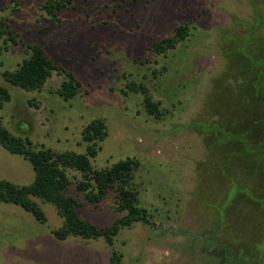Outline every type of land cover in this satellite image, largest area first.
I'll return each instance as SVG.
<instances>
[{
  "label": "rangeland",
  "instance_id": "1",
  "mask_svg": "<svg viewBox=\"0 0 264 264\" xmlns=\"http://www.w3.org/2000/svg\"><path fill=\"white\" fill-rule=\"evenodd\" d=\"M44 1L0 0L3 28L15 32V42L0 33V86L10 93L0 125L34 149L83 153L84 127L102 119L107 136L92 167L137 160L131 188L154 226L124 227L112 245L59 240L51 231L63 218L52 203L34 198L45 215L39 222L0 202V264H111L113 251L122 264H227L224 246L264 264V0H69L57 19ZM183 23L188 35L175 48H149ZM27 44L74 72L81 87L73 98L57 93L64 75L56 71L40 90L4 79L28 56ZM131 82L148 88L159 118ZM66 172L82 219L107 226L121 215L114 188L92 204L76 188L81 173ZM34 174L0 146V179L22 185Z\"/></svg>",
  "mask_w": 264,
  "mask_h": 264
},
{
  "label": "trees",
  "instance_id": "2",
  "mask_svg": "<svg viewBox=\"0 0 264 264\" xmlns=\"http://www.w3.org/2000/svg\"><path fill=\"white\" fill-rule=\"evenodd\" d=\"M67 1L69 0H46L42 3L41 8L50 18L57 19V10L61 9ZM3 26L4 23L0 21V33L8 34L9 40L15 42V32L3 28ZM187 35V24H178L170 35L155 40L149 48L157 54H164L175 48ZM6 48V44L0 45V55ZM26 48L28 56L22 60L18 67L2 72L4 79L9 84L30 91L40 90L52 72L56 71L64 75L60 88L57 89V93L63 100L68 101L79 92L81 83L73 71L54 63L39 45L27 44ZM258 79L262 85L264 71L258 74ZM127 87L133 92L142 93L143 107L149 115L159 118L163 114L159 103L153 100L144 84L131 82L127 84ZM9 100V91L0 86V108ZM106 136L105 122L102 119H94L83 129L82 138L86 142L83 153L56 152L44 145L34 149L29 138L16 136L0 125V146L9 153L19 155L27 160L35 173L34 179L28 184L20 185L7 179H0V202L20 206L39 222L45 221V215L34 198L52 203L58 215L63 218L62 226L51 231L53 236L59 240H64L68 236L84 239L102 237L108 245H112L114 237L124 227L129 228L137 222L150 227L154 226L147 210L138 204L137 194L131 188L134 171L138 168L137 160L126 157L116 161L110 167L103 169L92 167L91 158H94L100 149L97 142L102 141ZM67 169H74L81 173L82 177L76 183V188L83 193L85 200L89 203H99L107 192L114 188L117 192L115 211L121 215L107 226H98L89 220L82 219L77 211V200L74 196L66 193L70 184ZM224 247L227 264H256L240 256L233 257L230 249L227 246ZM109 259L111 264H122L120 255L115 251L112 252Z\"/></svg>",
  "mask_w": 264,
  "mask_h": 264
}]
</instances>
